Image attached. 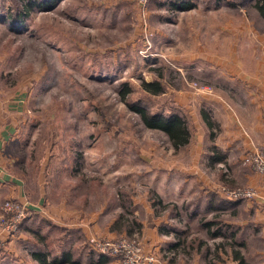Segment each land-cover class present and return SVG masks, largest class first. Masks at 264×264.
<instances>
[{
    "label": "rangeland",
    "instance_id": "rangeland-1",
    "mask_svg": "<svg viewBox=\"0 0 264 264\" xmlns=\"http://www.w3.org/2000/svg\"><path fill=\"white\" fill-rule=\"evenodd\" d=\"M174 1L180 0H0V126L11 125L17 107L22 130L11 171L25 182L28 200L0 193V213L7 201L28 209L17 233L6 224L11 217L0 223L1 264L17 252L12 241L24 232L31 207L41 212L42 233L46 224L93 220L94 255L102 253L98 245L119 250L118 257L106 255L119 264L261 263L256 201H235L232 217L212 214L215 191L200 172L191 173V184L184 179L197 147L203 144L204 153L215 147L217 105L243 92L237 81L245 75L255 77L250 56L260 46L255 35L264 46V19L254 0H195L186 11ZM150 82L164 92L144 91ZM132 103L179 115L190 143L175 149L163 132L143 124ZM203 111L216 128H208ZM251 187L262 185L237 179L218 192L226 197ZM62 205L67 219L56 214Z\"/></svg>",
    "mask_w": 264,
    "mask_h": 264
},
{
    "label": "crops",
    "instance_id": "crops-1",
    "mask_svg": "<svg viewBox=\"0 0 264 264\" xmlns=\"http://www.w3.org/2000/svg\"><path fill=\"white\" fill-rule=\"evenodd\" d=\"M63 1L61 0V3ZM187 1H174L172 4H178L179 6ZM188 2L194 6L197 5L195 0H189ZM216 5L220 7L226 6L223 1L217 2ZM235 36L236 38L239 37V35ZM254 38L258 45H260L257 48L258 50L255 49L250 56L254 60L252 62L255 69L253 76L255 77H251V81H249L247 79L248 75H245L247 76L245 81H237L243 92L237 93L234 99L227 102L220 101V105H217V107L221 108L218 109L216 107L217 110H221V112L216 111L217 117L221 118V122L219 121L220 126L216 134L217 141L214 144L215 147L209 153L203 152L205 148L203 144L197 147L200 153L199 157L194 160L191 159V163H188L190 168H188L189 174L184 179L185 183H188L194 177L191 173H195V169L196 172H200L198 173L199 180L204 183V186L215 191L212 195L215 198H213L215 205L210 207V213L212 214L230 212V216L232 217L233 214L235 215L239 212L237 203L229 201L218 192L219 188L227 184V182L233 183L237 179L238 181L242 179V183L255 187L260 188L262 185L261 177L250 174L247 166L249 165L247 159L250 158L256 149L264 147V78H261L264 77V73L256 72L258 69L264 70V46L261 41L262 38L259 36L257 38L256 35ZM232 60H237L241 64L236 58H232ZM233 83H236V81H233ZM17 100L16 102L19 103L26 102L22 98H18ZM14 108L16 111H13L11 125L0 126V193L1 198L12 197L20 202H28L26 200L25 182L12 173L13 165L16 164L18 156L16 145L21 139L20 132L22 130L19 125H16V120L17 118L19 119V113L21 112L17 111V107ZM14 108H11V110H14ZM203 117L209 129L216 128L211 122L209 115L204 111ZM202 154L204 159H201ZM196 166H199V168ZM189 184L191 183L189 182ZM207 195L204 194V197H201L206 203ZM209 198L211 197L209 196ZM256 204V218L258 220L256 228L261 229L259 238L262 243L260 245L264 249V202L256 201ZM30 210L28 219L22 227L24 232L20 233L12 241L17 252L13 251L14 255L8 256L7 264H119L118 261L106 255H94V249L89 244L93 241L94 236L97 235V231L99 230H96V228L99 227L94 225L93 220H87L86 222H74L73 220L70 224H46L42 233L38 231L39 223L36 222L41 212L38 211L37 207H31ZM68 211L62 205L56 209V214L63 219H67L70 215V211ZM39 218L41 219V217ZM43 221L41 219V222ZM33 222L36 223V227H33ZM226 224L235 226L237 223L231 221ZM50 225L54 227H50ZM48 238L56 241L55 247H52L48 242ZM156 238H158V242H156ZM156 238L154 244L157 246L155 247L157 251L160 250L159 240L161 239L159 237ZM35 239L41 241L43 244L40 247L34 245ZM255 259H259L260 264H264V251L262 254L256 253Z\"/></svg>",
    "mask_w": 264,
    "mask_h": 264
},
{
    "label": "trees",
    "instance_id": "trees-1",
    "mask_svg": "<svg viewBox=\"0 0 264 264\" xmlns=\"http://www.w3.org/2000/svg\"><path fill=\"white\" fill-rule=\"evenodd\" d=\"M21 1L23 2L25 0H21ZM254 2H256L254 5L255 8L257 9V11H259L258 13L264 19V0H254ZM25 6L27 10V3L25 4ZM173 7L176 8L177 10L186 11V10H190L193 7V5L187 1L179 6L178 4H173ZM43 9L45 10V8ZM22 25L25 26L24 23H22ZM142 86H143V90L152 96H158L164 92L163 86L158 82L143 83ZM126 88L127 89H124L122 91L124 97L126 96L128 97L131 92L128 86H126ZM130 107L131 110L134 111L140 117L141 121L147 128L159 130L163 132L168 137L172 146L175 149L182 148L190 143L191 136L188 126L186 124V121H184L179 115L176 114L165 115L159 112L150 113L148 110H146L144 107H142V105L138 103H132ZM158 204H162V202L159 201ZM205 225L206 227L212 226L211 223ZM236 256H237L236 258L239 259V254ZM241 260L243 259L241 258Z\"/></svg>",
    "mask_w": 264,
    "mask_h": 264
},
{
    "label": "built area",
    "instance_id": "built-area-1",
    "mask_svg": "<svg viewBox=\"0 0 264 264\" xmlns=\"http://www.w3.org/2000/svg\"><path fill=\"white\" fill-rule=\"evenodd\" d=\"M247 162L250 166V168L256 173L259 174V176L262 178V188L261 189H255L254 187L249 188L248 190L242 191V190H229L226 191V198L229 201H262L264 202V147L256 149V151L250 156V158L247 159ZM28 209L25 207V205H22L20 203L7 201L1 210L0 213V223L4 222L6 220V217H11L10 220L6 222L8 228L11 229L12 233H17V228L19 223L26 218V213ZM98 247L101 250V254L118 257L120 256L119 250H110L106 246ZM129 246L123 245L122 249H128ZM121 249V250H122ZM124 260V259H123ZM124 264H133V262H126L123 261Z\"/></svg>",
    "mask_w": 264,
    "mask_h": 264
}]
</instances>
